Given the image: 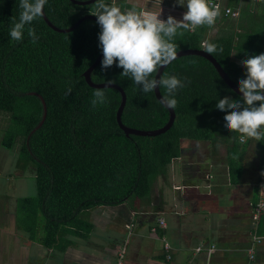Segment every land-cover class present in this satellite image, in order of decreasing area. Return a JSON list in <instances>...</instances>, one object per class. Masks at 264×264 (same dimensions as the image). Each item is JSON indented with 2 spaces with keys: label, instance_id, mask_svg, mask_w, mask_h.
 I'll list each match as a JSON object with an SVG mask.
<instances>
[{
  "label": "trees",
  "instance_id": "trees-1",
  "mask_svg": "<svg viewBox=\"0 0 264 264\" xmlns=\"http://www.w3.org/2000/svg\"><path fill=\"white\" fill-rule=\"evenodd\" d=\"M19 5L20 0H0V145L15 146L14 168L35 179L36 194L17 195L15 200L17 226L29 238L40 235L44 246L63 250V233L87 236L93 227L81 217L82 210L147 199L171 160L181 155L183 140L209 142L211 156L221 149L230 183H240V134L226 128L227 112L216 104L225 97H242L221 80L208 60L186 54L164 68L161 76L175 75L184 83L174 94L175 119L168 130L156 136L126 135L115 119L120 93L105 88L107 102L92 107L95 89L83 77L101 48L99 24L87 18L73 30L60 32L40 17L27 26L35 29L36 43L27 27L23 39L16 41L9 32L14 19L19 21ZM44 8L60 28L98 11L96 2L77 5L70 0H47ZM220 19L211 37L210 27L204 25L194 31L178 30L171 42L176 50L201 49L205 41L215 44L217 51L211 55L238 85L246 78L241 62L264 53V4L257 13L243 10L238 20ZM102 60L91 72V81H111L125 92L122 123L144 130L163 126L169 112L154 92L144 93L130 76H122L118 61L103 69ZM42 99L47 106L43 122ZM258 145L264 149V139ZM262 170L264 174V165ZM256 230L264 234V215Z\"/></svg>",
  "mask_w": 264,
  "mask_h": 264
},
{
  "label": "crops",
  "instance_id": "crops-1",
  "mask_svg": "<svg viewBox=\"0 0 264 264\" xmlns=\"http://www.w3.org/2000/svg\"><path fill=\"white\" fill-rule=\"evenodd\" d=\"M103 1L120 7L122 11L134 8L137 11L161 12L163 20H167L169 15L182 20L187 11V0H184L185 6L179 5L178 0ZM223 2L233 8L241 5V12L249 10L252 13H257L258 7L264 4L254 0ZM221 17L229 20L240 18L224 16L220 11L208 37L216 33ZM235 29L240 31L238 27ZM189 142L194 143L190 148ZM258 142L246 137L240 141L242 152L238 163L242 167L241 181L231 184L228 167L221 159V149L217 156H211L209 142L185 140L181 143V155L171 160L165 177L158 179L147 199H136L132 205L126 201L114 206L100 205L82 210L91 219L97 218L100 222L95 226L90 221L93 227L87 236L75 232L63 233V250L44 246L40 235L35 239L28 237V243L17 241L15 234L20 228L15 224L16 196H10L9 190L17 180L23 186L26 182L21 172L15 176L9 171L10 161L12 159L14 167L15 158H6L7 169L0 164V177H8V186L0 190L7 197L6 201H0V218L5 222L4 226H0V264H7L5 260L8 256L9 259L12 256L11 263L16 261V264H28L33 256L38 260L35 264H45L46 261L47 264H113L125 241L124 264H264V238L254 243L252 261L247 253L252 233L259 234L256 230L259 219L252 223L251 209L260 198L264 200V149L259 147ZM206 144L208 146L203 149ZM10 173L13 178L9 180ZM159 218L163 219L164 226L159 224ZM128 224H132L133 228L129 237ZM71 228L74 231V227ZM10 237L11 243L6 242ZM164 242L170 244V259H166ZM211 244L214 248L208 252ZM198 246L201 248L197 249ZM26 249L28 260L21 254ZM44 251L43 259L41 252ZM61 253L68 259L60 256Z\"/></svg>",
  "mask_w": 264,
  "mask_h": 264
},
{
  "label": "clouds",
  "instance_id": "clouds-1",
  "mask_svg": "<svg viewBox=\"0 0 264 264\" xmlns=\"http://www.w3.org/2000/svg\"><path fill=\"white\" fill-rule=\"evenodd\" d=\"M47 0H20L19 21H13L9 35L13 40L21 41L27 26L37 18L43 17ZM185 6L184 0H178ZM98 11L94 13L101 28L99 43L103 52L102 68L107 69L118 61L117 67L123 69L122 76H130L144 93L154 91L157 86L166 90L160 103L169 109H175V92L184 87V83L175 75H162L154 78L158 68H164L177 58L176 45L171 42L178 30L192 31L199 26H213L220 15V6H210L208 0H187V11L182 20L169 15L167 20L160 18L161 12L134 8L122 11L120 7L96 0ZM32 42L38 37L35 29L27 27ZM201 47L208 54L217 51L215 44L207 41ZM222 51V49H220ZM246 78L238 81L242 98L219 99L216 108L227 112L224 117L226 128L240 134L241 138L264 139V53L243 60ZM109 81L108 85H111ZM105 88H96L91 100L92 107L107 102Z\"/></svg>",
  "mask_w": 264,
  "mask_h": 264
},
{
  "label": "water",
  "instance_id": "water-1",
  "mask_svg": "<svg viewBox=\"0 0 264 264\" xmlns=\"http://www.w3.org/2000/svg\"><path fill=\"white\" fill-rule=\"evenodd\" d=\"M71 2H73L74 4L77 5H88V4H92L94 2H96V0H70ZM43 18L45 19V21L49 24V26H51L54 30L56 31H60V32H69L71 30H73L74 28H76L80 22H82L84 19H94L97 22V17L95 15H93V13H85L83 15H81L77 21L70 27L68 28H60L58 26H56L55 24H53L51 22V20L49 19V17L47 16L46 12H45V8H44V15ZM186 54H196V55H200L203 58H205L206 60H208L211 64V66L213 67V69L216 71V73L218 74V76L221 78V80L228 85L236 94L240 95L242 97V93H240L239 91V85H237L229 76L228 74H226L224 72V70L219 66L218 62L215 60V58L211 55L205 52L204 49H195V48H185V49H179L177 50V57L182 56V55H186ZM103 58V52L102 49L100 48V51L98 53V56L96 57V59L93 61V63L91 64V66L89 68H87V70L83 73V77L85 79V82L87 83L88 86H90L91 88H112L117 90L120 95H121V100L120 103L117 107L116 113H115V119L116 122L118 124V126L120 127V129H122V131L126 134H136V135H142V136H156L159 135L163 132H165L166 130H168L171 125L174 122L175 119V112L174 109H169V108H165L168 110L169 112V117L167 122L159 127V128H155V129H148V130H144V129H138V128H133V127H128L126 125H124L121 121V113L123 110V107L125 105L126 102V94L125 92L122 90V88H120L118 85L111 83V85H108V83H100V84H96L93 83L91 81V72L98 66V64L100 63V61ZM166 67V66H165ZM164 67V68H165ZM164 68H158L157 72L154 75V78L160 79L161 74L164 70ZM154 95L156 97V99L160 102V99L162 98V95L160 93L159 90V86H157V88L153 91ZM39 97L41 98V96L39 95ZM43 101V105H44V117L42 122L44 121V119L46 118L47 115V106L45 101L42 99ZM41 122V123H42Z\"/></svg>",
  "mask_w": 264,
  "mask_h": 264
},
{
  "label": "rangeland",
  "instance_id": "rangeland-1",
  "mask_svg": "<svg viewBox=\"0 0 264 264\" xmlns=\"http://www.w3.org/2000/svg\"><path fill=\"white\" fill-rule=\"evenodd\" d=\"M235 32H239V31L235 29ZM1 123H2V120H1V116H0V125H1ZM0 135H1V128H0ZM184 141L185 140H183L182 142H184ZM189 143H190V145H188V147L190 148V147H192V144H194V143H192V142H189ZM207 146H208V144H206L203 147V149H206ZM209 149H210V146H209ZM15 152H16L15 146H12L11 148H5L2 145H0V164L4 167V169H7L6 158H15ZM8 168H9V171L12 172L15 176L20 175V172L17 169H14V167H13V165H12V159L10 161V165H9ZM11 178H13V175L10 173L9 180ZM23 179L26 182V185L25 186L21 185L20 182L17 180L15 182V186L13 188H10V190H9V192H10L9 195L10 196L15 195L17 197V195H22V194H28L29 195V194L35 193V190H36L35 179H33L31 176H28V178L27 177H24ZM10 183L12 184L11 181H10ZM7 186H8V177H4V178H1L0 177V190L2 188H4V187H7ZM6 200H7V197L4 194H1V191H0V201L2 202V201H6ZM15 205H16V203H15ZM39 216H41V213L40 212H39ZM81 217L84 218V219H87L89 221L94 222V225L95 226H96V223L97 222H100V220L97 219V218H92L91 219V216H87L85 211H83L81 213ZM15 224L17 225V222H15ZM4 225H5L4 220L2 218H0V226H4ZM11 231H12V229H11ZM15 235H16L17 241H19V242L22 241V243H28V240H30L28 238V235L25 234V233H23L20 230H17ZM35 238L36 237H33L31 239H35ZM6 242L11 243V237L9 239H6ZM14 254L16 255L15 252H14ZM21 254L23 256H25L27 260L29 259L27 249L21 251ZM41 254H42V257L44 259L45 251L44 252H41ZM8 255H11V254H8ZM60 256H65L66 259H68V256L67 255H64L63 253H61ZM86 256H87V254H86ZM11 261H13L12 256H11V259H9V256H8L7 257V260H5V263H7V264H16V261L13 262V263H11ZM29 261L30 262L28 264L38 263L37 262L38 261L37 260V257H35V256H33L32 259L29 260ZM76 263H79V262L76 261ZM45 264H47V261L45 262ZM50 264H52V263H50ZM64 264H67V262H65Z\"/></svg>",
  "mask_w": 264,
  "mask_h": 264
},
{
  "label": "built area",
  "instance_id": "built-area-1",
  "mask_svg": "<svg viewBox=\"0 0 264 264\" xmlns=\"http://www.w3.org/2000/svg\"><path fill=\"white\" fill-rule=\"evenodd\" d=\"M242 1V0H240ZM254 1H259L264 3V0H254ZM209 5L210 6H214V5H219L220 6V11L224 16H229L232 18H238L240 16V8L241 5H239L237 8H233L231 6L226 5L223 0H208ZM195 30V29H194ZM192 30V31H194ZM203 43V42H202ZM201 43V44H202ZM240 141H243L244 138L239 137ZM264 214V200L262 198H260L256 204H254L252 206L251 209V221L252 223H256L257 220L260 218L261 215ZM159 224L161 226H164V221L162 218H159ZM127 228V237L130 236V234L133 233V228H132V224H128L126 225ZM154 230V229H152ZM264 238V234H257L256 232L252 233L251 235V244L247 247V253H248V257L249 260L252 261L254 259L255 256V247H254V243H258L260 242L262 239ZM126 242H124L123 246L118 250V252L116 253V260L113 264H124V256H125V251H126ZM170 244L167 242H164V249L167 251L166 252V259H170ZM201 246H198L197 249H200ZM214 248V245L211 244L210 247L208 248V252H210L212 249Z\"/></svg>",
  "mask_w": 264,
  "mask_h": 264
}]
</instances>
